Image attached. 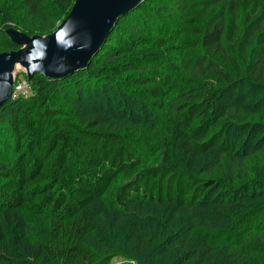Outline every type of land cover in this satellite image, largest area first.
<instances>
[{"label":"trees","instance_id":"16d2710c","mask_svg":"<svg viewBox=\"0 0 264 264\" xmlns=\"http://www.w3.org/2000/svg\"><path fill=\"white\" fill-rule=\"evenodd\" d=\"M75 1L0 0V53ZM30 83L0 108V264H264V0H143Z\"/></svg>","mask_w":264,"mask_h":264},{"label":"water","instance_id":"95a60500","mask_svg":"<svg viewBox=\"0 0 264 264\" xmlns=\"http://www.w3.org/2000/svg\"><path fill=\"white\" fill-rule=\"evenodd\" d=\"M142 1L76 0L65 20L44 37L9 29V38L20 48L0 53V107L12 98L19 68L31 82L38 73L62 79L87 67L117 21Z\"/></svg>","mask_w":264,"mask_h":264},{"label":"rangeland","instance_id":"374dc122","mask_svg":"<svg viewBox=\"0 0 264 264\" xmlns=\"http://www.w3.org/2000/svg\"><path fill=\"white\" fill-rule=\"evenodd\" d=\"M122 17H123V16H122ZM120 19H121V18H120ZM120 19L117 21L115 27L118 25ZM21 20L24 21V18L21 19ZM64 20H65V19H64ZM64 20H63V21H64ZM18 21H19V20H18ZM63 21H62V22H63ZM62 22H61V23H62ZM29 23H30V22H29ZM29 23H28V24H29ZM61 23H60V24H61ZM4 24H5V25H4V26L2 25V28H4V29L6 30V34H7V31H8L9 29H15V30L20 31V32L24 33L25 35L29 36L27 33H25V32L22 31V29H21V25L18 26V25H15V23H9V22H5ZM60 24H59V25H60ZM59 25H58V26H59ZM121 25H124L123 22H122ZM115 27H114V28H115ZM52 33H53V32H52ZM50 34H51V33H50ZM47 35H49V34H47ZM47 35L35 34V35H33V36H29V37H34V36H42V37H44V36H47ZM7 36H8V34H7ZM8 37H9V36H8ZM10 40H11V39H10ZM17 71H18L19 74L16 76V82H15L16 84H17L20 80H22V79H26V80L28 81V79H27V77H26L24 71H23L21 68H19ZM167 73H168V72H166V74H167ZM38 74H39V73H38ZM36 75H37V74H36ZM41 75H42V74H41ZM43 76H44V75H43ZM34 77H35V76H34ZM34 77H33V78H34ZM45 77H46V76H45ZM47 78H48V79H51V78H49V77H47ZM30 85H31V83H30ZM116 95L119 96V94H116ZM11 99H12V98H11ZM8 101H9V100H8ZM8 101L5 103V105L8 103ZM131 102H132V101H129V102L127 101L126 104H127V105H128V104L131 105ZM123 105H124V104L118 103V107H119V108L122 107ZM132 105L135 107V104H134L133 102H132ZM1 107H2V106H1ZM1 107H0V108H1ZM150 115H151V117L153 116V114H150ZM100 208H101V205H100ZM12 218H13V220H14V221H12V222H16V221H17L16 215H13ZM12 222H11L10 225L8 224L11 228H12V225H13ZM6 224H7V223H0V240H3V239H4V237H3V235H2V228H3V229L6 228ZM3 241H5V239H4ZM10 241H11V243H13V239H10ZM14 243H15V242H14Z\"/></svg>","mask_w":264,"mask_h":264},{"label":"built area","instance_id":"2783aa9c","mask_svg":"<svg viewBox=\"0 0 264 264\" xmlns=\"http://www.w3.org/2000/svg\"><path fill=\"white\" fill-rule=\"evenodd\" d=\"M33 93L30 82L26 79L20 80L17 84L15 83L12 99L20 97H28Z\"/></svg>","mask_w":264,"mask_h":264}]
</instances>
